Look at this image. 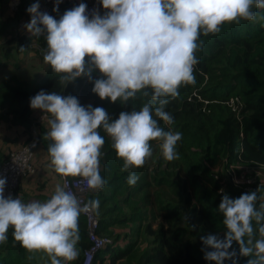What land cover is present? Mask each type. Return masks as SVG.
Segmentation results:
<instances>
[{
	"label": "clouds",
	"instance_id": "obj_1",
	"mask_svg": "<svg viewBox=\"0 0 264 264\" xmlns=\"http://www.w3.org/2000/svg\"><path fill=\"white\" fill-rule=\"evenodd\" d=\"M60 2L53 11H59ZM101 2L108 10L103 16L94 11L89 18L87 5L81 3L59 20L34 3L27 9L31 20L23 34L38 38L46 33L43 58L62 83L80 77L92 81V73L98 70L102 78L94 80L92 91L102 100L127 104L150 97L140 110L122 111L114 121L104 108L84 107L72 95L42 90L30 99L32 109L50 116L46 136L52 141L48 154L54 171L62 177H79V183L97 193L107 183L101 175L105 138L100 129L111 138L112 148L123 160V171L143 167L152 158V141L159 142L164 160H178L176 147L182 133L165 130L160 121L169 126L174 123L167 105L179 97L181 87L196 84L201 35H216L225 24L264 21V13L256 11L264 9V0ZM138 179L131 172L127 182L134 186ZM6 183V178H0V245L8 242L12 228L14 240L29 253V260L38 253L50 264L76 260L80 216L98 211L99 200L82 203L66 185L57 184L50 199L25 203L20 198H5ZM260 191L235 199L223 195L218 210L226 233L223 239L218 234L201 238L207 261L238 264L239 255L249 257L247 264H264V194L258 195ZM233 242L238 243L239 253Z\"/></svg>",
	"mask_w": 264,
	"mask_h": 264
},
{
	"label": "trees",
	"instance_id": "obj_2",
	"mask_svg": "<svg viewBox=\"0 0 264 264\" xmlns=\"http://www.w3.org/2000/svg\"><path fill=\"white\" fill-rule=\"evenodd\" d=\"M98 1L99 14L103 16L108 10ZM8 3L9 0H0V9ZM29 7L28 0H22L11 12L19 20L27 19ZM256 11L264 13V9ZM45 39L46 35L30 38L19 34L14 50L24 54L29 51L31 41ZM200 39L203 47L196 54L199 59L196 84L181 87L179 97L167 105L166 111L173 116L174 123L169 126L160 121L165 130L182 133L176 147L178 160H164L159 142L152 141V158L143 167L123 171V160L112 148L111 138L100 129L105 138L101 175L107 183L100 192L90 194L88 201L99 200V209L94 211L99 222L98 234L108 237L110 242L97 254L93 264H215L204 258L205 245L201 238L209 234L224 238L226 229L218 210L224 194L235 199L250 193L232 183L230 168L234 167L238 175L243 171L241 168L259 172L252 176L256 179V189L261 190L258 195L264 194V21L225 24L218 34L201 35ZM21 48L25 51L21 52ZM9 56L11 53L6 52L5 58ZM92 77V81L80 77L67 85L48 65L33 87L16 77L0 81V126L4 123L21 127L29 134L35 114L41 111L31 108L30 99L42 90L61 96L67 92V96L77 97L84 107H102L111 121L118 119L122 111L140 110L150 98L127 104L112 103L110 98L102 100L92 91L94 80L102 78V74L96 70ZM236 97L242 104L238 113L228 105ZM47 132L40 127L39 144L51 164L48 146L52 141L47 138ZM29 140L30 137L25 143ZM7 158L8 155L1 157L0 166ZM131 172L139 177L134 186L127 182ZM223 180L225 183L221 184ZM120 195L121 201L117 198ZM112 202L120 206L106 210ZM113 212L121 215L114 219L110 216ZM179 223L182 225L175 227ZM114 225L126 227L124 236L111 231ZM79 228V255L70 264H82L84 252L90 247L88 224L82 215ZM12 232L10 228L8 242L0 245V264H39L36 256L32 260L27 258L29 253L14 240ZM142 237L149 241L144 252L138 247ZM233 249L239 253L238 243L233 242ZM248 259L238 255V264H247ZM224 264L232 261L225 260Z\"/></svg>",
	"mask_w": 264,
	"mask_h": 264
},
{
	"label": "built area",
	"instance_id": "obj_3",
	"mask_svg": "<svg viewBox=\"0 0 264 264\" xmlns=\"http://www.w3.org/2000/svg\"><path fill=\"white\" fill-rule=\"evenodd\" d=\"M22 0H10L11 10H16ZM30 6L34 3L40 4V11L47 12L49 15L53 16L55 19L59 20L61 16L67 11L71 10L74 7L79 6V4L84 3L87 5L86 14L89 15V18L92 17L94 11H99V1L98 0H62L59 3V11H53L57 6V0H28ZM31 20L30 17L23 19L20 22V27L23 30H26L25 25ZM28 34H30L28 32ZM46 35V33H45ZM47 48V40L42 41H32L29 44L30 51H33L39 54L41 57H44V50ZM228 105L232 107L235 113H238L240 107L242 106L239 98H233L228 102ZM45 117V118H44ZM49 118L47 113H43L37 117L33 123L31 131L29 132L30 140L23 145L19 150L8 155L7 160L0 166V178H6L7 183L5 186L4 196L5 198L11 196L16 198L18 191L21 188L23 181L29 177H33L37 174V167L34 163L35 153L39 144L40 137V127L42 124ZM243 171L241 175H238L235 172L234 167H231L228 174L232 183L240 188L244 189L246 192H252L256 189V179L252 176L253 173H258L255 169L250 168H241ZM62 186H67L68 189H71L73 193L80 198L82 203L88 202L87 196L91 191L79 183V177H62L59 175ZM238 181V182H237ZM225 183V180L221 181V184ZM80 189H83L81 191ZM87 220L88 224V233L90 247L87 248L84 252L82 264H93L97 254L103 250V248L110 242L108 237H102L98 234L99 222L94 212L89 214H82Z\"/></svg>",
	"mask_w": 264,
	"mask_h": 264
},
{
	"label": "rangeland",
	"instance_id": "obj_4",
	"mask_svg": "<svg viewBox=\"0 0 264 264\" xmlns=\"http://www.w3.org/2000/svg\"><path fill=\"white\" fill-rule=\"evenodd\" d=\"M9 3L4 8L0 9V81H10L13 77H16L18 80L25 82L30 87H33L44 75L49 64L45 63L43 57H41L39 54L33 51H30V49L24 54H19L14 50L16 47L15 40L17 36L19 34H24L26 31L21 29L20 27L21 20L13 16ZM6 52L11 53V56H9V58H5ZM72 83L73 82L70 83L66 82L67 85H71ZM63 96L66 97L67 92H65ZM43 113L45 112L42 110L37 112L34 116V121L37 117H39ZM47 120L42 124V127L46 129V131H49L50 128L47 123ZM2 125H4V123ZM9 128L11 132H16V134L10 136L8 140H5L0 135V141H2V143H0V146H4L3 148L9 149L8 155L14 152L15 150H19L20 148H22L26 142L25 141L23 144H21V146H19V135L22 131H24L21 127L10 126ZM25 135L27 136V138H29V134H25ZM39 148L40 145H38L35 156ZM92 193L94 192L90 191L89 195ZM89 195L87 196V200ZM108 195H110V193H108ZM117 198L119 201H121V195L117 196ZM117 205L120 206V204H117L116 202H112L109 203L105 208L106 210H108L117 207ZM124 213L128 214L127 209H124ZM94 215L97 217V213L94 212ZM119 215L121 214L118 212H113L112 214H110V216L114 219L119 217ZM122 215H123V211H122ZM181 225L182 223H179L176 224L175 227H179ZM123 228L126 227H118V225H114L111 231L115 232L116 235L122 234V236H124L125 232H127V229H123ZM148 245H149L148 240L146 241L144 237L139 238L138 247L140 250H143L144 252ZM36 258L38 259L39 264H50L48 258L42 253L36 254ZM124 263L125 262H122V264Z\"/></svg>",
	"mask_w": 264,
	"mask_h": 264
},
{
	"label": "crops",
	"instance_id": "obj_5",
	"mask_svg": "<svg viewBox=\"0 0 264 264\" xmlns=\"http://www.w3.org/2000/svg\"><path fill=\"white\" fill-rule=\"evenodd\" d=\"M9 127L10 126L7 124L0 126V135L5 140H8L10 136L16 134V132H11ZM26 139L27 136L22 131L19 135V146H21ZM0 143H2V141H0ZM3 147L4 146H0V159L2 156L8 155L9 152V149ZM34 163L37 167V174L23 181L18 196V198L26 203L33 200L44 202L54 194L57 184L62 186L59 174L54 171L49 163L48 156L42 147L39 148Z\"/></svg>",
	"mask_w": 264,
	"mask_h": 264
}]
</instances>
